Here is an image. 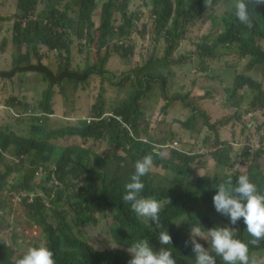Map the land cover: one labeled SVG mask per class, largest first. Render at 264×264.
Segmentation results:
<instances>
[{
	"label": "rangeland",
	"instance_id": "1",
	"mask_svg": "<svg viewBox=\"0 0 264 264\" xmlns=\"http://www.w3.org/2000/svg\"><path fill=\"white\" fill-rule=\"evenodd\" d=\"M16 1L0 0V18L3 19L0 20V70L10 68L12 58L19 50L12 42L13 25L21 14ZM106 1L95 0L91 39L80 37L76 30L70 31L68 37L72 41L69 69L73 71V77L83 76L85 80L77 82L65 78L61 82L62 89L60 85H54V93L45 107L42 96L48 83L39 73L27 71L11 78L0 77V128L23 137L44 140L59 148L67 145L91 148V156L99 160L100 168L125 170L133 166L131 156L124 149L112 148L107 139L92 135L88 123L97 120L98 111L107 117L124 104L133 93V82L128 79L118 84L114 80L133 69L143 68L141 74L162 76L166 85L163 91L157 84H151L140 100L134 124L130 126L131 133L153 145V151L165 159L180 163L172 155L173 150L194 156L191 163L195 173L189 177L153 163L150 171L155 183L165 186L179 183L186 188H196V181L204 175L223 177L241 172L251 180L254 174H264V61L243 57L235 45H219L214 56L198 52L204 36L214 38L224 31L222 19L225 15L235 17L231 1L213 0L212 7L188 27L182 28V39L173 44L171 61L167 63L158 62L166 55L167 43L163 38L165 31L160 32L157 28L155 12L158 7L152 0H129L124 11L131 27L124 24L121 12L114 11L106 45L99 48V32L96 30L100 26V7ZM79 2L63 0L58 7L63 8L68 3L69 15L76 19ZM42 8L43 5L38 4L37 10ZM122 26L125 27L120 34ZM120 41L124 43L120 44ZM258 41L264 50V39ZM38 50L39 62L50 70L56 71L58 63H63L57 52L47 46L40 45ZM20 51L24 53L25 46H21ZM37 62L30 56L28 61L20 64ZM98 70L104 71L107 78ZM239 76H250L260 82L262 91L248 84L235 88ZM193 108L198 109L196 114ZM207 121L216 123V127L210 128ZM219 121L226 124H219ZM35 125L40 127L38 134H34ZM217 140L231 145V166L219 165L212 158L210 153ZM1 155L0 172L5 166L11 172L0 184V238L13 246L14 258L23 255L28 247L45 244L43 231L31 220L24 207L33 194L42 199L45 219L53 228L58 224L53 213L60 212L71 230L97 250L128 249L115 239L114 231L121 227L112 211L106 215L96 213L93 222L77 227L70 208L54 202L56 197L66 196V187L77 184L76 181L61 183L54 175L46 179L45 169L48 166L52 169L55 154L44 164L47 168L41 164L33 169V179L29 182L31 190H25L21 182L24 173L32 170V152L17 156L9 147ZM160 203L163 207L164 202ZM183 218L186 216H181L179 221ZM211 218L214 225L210 228L227 226L214 213ZM235 229L239 232L238 228ZM197 242L208 247L207 242L199 237ZM253 260L255 264H264V250L254 252Z\"/></svg>",
	"mask_w": 264,
	"mask_h": 264
},
{
	"label": "trees",
	"instance_id": "2",
	"mask_svg": "<svg viewBox=\"0 0 264 264\" xmlns=\"http://www.w3.org/2000/svg\"><path fill=\"white\" fill-rule=\"evenodd\" d=\"M61 1L63 0L16 1V8L21 14L18 15L13 25L12 42L19 50L12 58L10 68L0 70L1 78H11L16 73L27 71L39 73L42 79L48 83L42 96L45 107H47V103L54 93V85L61 86V82L65 78L77 82L85 80L83 76L73 77V71L69 69L68 60L71 57L70 45L72 43L68 39L70 31L76 30L80 37L90 39L94 32L92 15L96 8L95 0H80L76 19L69 15L68 3L63 8L58 7ZM152 1L158 7L155 12L157 28L160 32L165 31L163 38L167 43L166 55L158 62L167 63L171 61L173 44L179 43L182 39L180 30L186 26L188 27L194 19L205 13L208 8H205L204 0ZM230 1L235 13L233 0ZM128 3L129 0H107L101 5L100 26L96 30L99 32V48L106 45L111 32L114 11L121 12L124 24L131 27V22L127 19V14L124 11ZM38 4H42L43 8L37 10ZM249 15L252 19L251 28L241 24L236 17L225 15L222 19L224 31L214 38L204 36L199 43L198 52L203 55L214 56L219 45H235L243 57L251 56L259 62L264 61V50L258 41L264 39V4L249 5ZM0 20L3 21L2 18ZM124 27L120 28V34H122ZM123 43V41H120V44ZM40 45H45L56 51L57 55L63 60V63H58L56 71L50 70L39 62L38 46ZM21 46L26 48L24 53L20 51ZM30 56L36 58L38 62L27 65L20 64L22 61H28ZM98 71L101 72L103 77H106L104 71ZM142 71L143 68H136L114 80L115 83L119 84L131 79L134 85L133 93L124 104L114 109L112 115L103 117L102 112L98 111L96 114L97 120L88 123V128L91 127L93 131L91 132L92 135L99 139H107L108 143L113 145L112 148L118 151L119 149L126 150L128 155L131 156L132 167L125 170L121 168L105 170L99 167L100 162L98 159L94 160L92 158L93 150L91 148L81 145H67L59 148L44 140L23 137L11 131L6 132L1 128L0 158L2 157L1 152L9 147H12L17 156L32 152L30 161L32 170L24 173L21 182L25 190H31L29 182L33 179V169L38 168L41 164L44 168H47V165L44 164L52 160L55 154L52 169L49 166L45 169L46 179L49 180L54 175L56 180L61 183L67 184L76 181L77 184L66 187V196L63 198L56 197L54 202L70 208L74 213V225L77 227L93 222L96 213L106 215L108 211H112L118 217V223L121 227V229L114 231L115 239L122 246L130 247L135 241L148 239L149 245L154 251H159L161 247L171 251L176 264H195L191 243L186 244V241H189V226L200 224L202 232H205L214 225L211 218V214L214 213L228 227L239 229L236 238L249 245V258L250 261L253 260V252L264 250V240L258 246L251 245L249 241L252 237L247 233L243 219L241 218L236 225H231L228 217L216 212L212 202V197L216 192L214 185L227 182L229 179H232L235 184L236 178L243 174L241 172L226 174L223 177L204 175L196 181V188H186L179 183L169 186L157 184L150 171L141 178L145 186L141 195L154 197L159 202H164L159 214L163 227L161 229L156 228L152 221L149 224L138 218L131 211L130 205L122 201L123 186L130 181V177L135 171V162L146 154H152L153 163L171 169L185 177L195 173L191 163L194 159L193 155L173 150L172 155L180 160V163H176L173 159L161 157L153 151L155 148L153 145L131 133L130 126L134 124L133 118L139 109L140 100L147 93L151 84H157L163 91L166 85L164 77L149 73L141 74ZM244 84L262 91L260 82L252 77H237L235 88ZM262 101L264 104V98H262ZM167 103H170V101ZM193 112L196 114L198 109L193 108ZM218 123L226 124L225 121H219ZM206 124L210 128L216 127V123L213 124L207 121ZM33 129L34 134L40 132V127L37 125ZM83 132L87 133L85 130ZM230 147L231 145L226 141L217 140V145L210 154L219 165L231 166ZM10 172V168L5 166L4 170L0 172V184L2 179ZM251 177L250 181L256 185L258 192L264 194V174H254ZM81 179L82 181L78 182ZM24 207L31 220L40 226L43 231L44 245L54 253L55 264H128L131 259L129 252L122 248L97 250L89 241L80 238L71 230L63 213L54 211L53 216L58 219V224L56 228H53L51 224L47 223L44 216L45 205L36 194H33L30 201L24 203ZM181 216H186V218L179 221ZM164 229L172 238L171 245H161L158 240L159 231ZM14 254L13 246L6 244L0 238V264H14L16 258L22 257L21 254L14 258ZM216 264H224V262L216 257Z\"/></svg>",
	"mask_w": 264,
	"mask_h": 264
},
{
	"label": "clouds",
	"instance_id": "3",
	"mask_svg": "<svg viewBox=\"0 0 264 264\" xmlns=\"http://www.w3.org/2000/svg\"><path fill=\"white\" fill-rule=\"evenodd\" d=\"M260 4H264V0H233L236 19L251 28L249 5ZM204 5L206 9L212 7L213 0H204ZM153 166L152 154H146L135 162V171L130 181L124 184L121 199L130 205L131 211L138 218L146 222L152 221L156 228L161 229V203L154 197L141 195L145 187L141 178L146 176ZM215 189L212 202L216 212L228 217L231 225H236L242 218L247 233L252 237L249 243L258 246L264 240V194L258 192L247 174L239 175L235 184L229 179L216 185ZM235 228L217 226L202 232L200 224L192 226L186 244L191 243L195 264H216V257L222 259L224 264H255V261H250L249 258V245L236 238ZM197 237L205 240L208 247L198 243ZM158 240L161 245L172 243V238L165 229L159 231ZM127 251L131 256L128 264H176L171 251L164 247L154 251L148 239L133 242ZM14 264H55L54 253L43 244L31 246L22 257L15 259Z\"/></svg>",
	"mask_w": 264,
	"mask_h": 264
}]
</instances>
